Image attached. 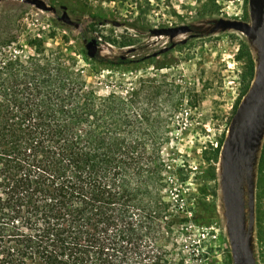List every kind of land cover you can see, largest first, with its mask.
Masks as SVG:
<instances>
[{
  "label": "trees",
  "instance_id": "trees-1",
  "mask_svg": "<svg viewBox=\"0 0 264 264\" xmlns=\"http://www.w3.org/2000/svg\"><path fill=\"white\" fill-rule=\"evenodd\" d=\"M31 44L34 55L0 67V264H184L161 245L189 221L159 195L173 165L158 133L161 87L97 93L66 47ZM83 60L96 75L132 62ZM203 213L191 220L208 225Z\"/></svg>",
  "mask_w": 264,
  "mask_h": 264
},
{
  "label": "rangeland",
  "instance_id": "rangeland-1",
  "mask_svg": "<svg viewBox=\"0 0 264 264\" xmlns=\"http://www.w3.org/2000/svg\"><path fill=\"white\" fill-rule=\"evenodd\" d=\"M42 1L55 12L38 10L23 0L0 1V67L2 61L16 56L34 55L31 43L41 41L45 53L56 45L66 47L78 59L75 67L87 86L97 93L118 91L120 83L131 88L140 80L146 89L160 86L161 118H168L166 127L158 133L170 137L162 147V157L173 165L169 172L162 173L166 185L159 195L162 202L169 203L168 213L177 219H189L174 223L161 245L184 264H232L222 154L232 119L254 81L258 54L240 32L209 31L220 18L250 22L249 0ZM62 5L67 7L72 25L59 20ZM91 14L124 26L95 24ZM166 21L190 25L195 36L187 45L178 43L173 52L154 57L168 39L156 37L149 30ZM186 37L180 35L174 42ZM91 39L100 46L95 58L115 61L123 57L132 62L123 71L96 66L100 71L92 73L94 65L83 60L85 45ZM211 148L219 151L216 159ZM253 173L254 186L262 195L264 130ZM242 202L247 213L245 185ZM207 207L208 225H196L192 216L201 215Z\"/></svg>",
  "mask_w": 264,
  "mask_h": 264
},
{
  "label": "water",
  "instance_id": "water-1",
  "mask_svg": "<svg viewBox=\"0 0 264 264\" xmlns=\"http://www.w3.org/2000/svg\"><path fill=\"white\" fill-rule=\"evenodd\" d=\"M23 2L38 10H53L42 0H23ZM248 4L250 22L220 18L214 21L209 31L210 34L219 30L240 32L254 44L258 54L254 81L232 119L222 154L223 201L226 209L232 264H255L251 249L254 202L253 168L255 152L260 145L264 130V0H249ZM61 9L63 13L59 19L63 24L72 25L73 22L66 12V6H62ZM104 23L114 27L124 26V23L112 20H104ZM188 33H191L189 26L151 30L154 36L163 35L171 39ZM85 50L89 59L95 58L98 54L96 39L89 40L85 45ZM244 185L248 199L247 222L242 202Z\"/></svg>",
  "mask_w": 264,
  "mask_h": 264
},
{
  "label": "flooded vegetation",
  "instance_id": "flooded-vegetation-1",
  "mask_svg": "<svg viewBox=\"0 0 264 264\" xmlns=\"http://www.w3.org/2000/svg\"><path fill=\"white\" fill-rule=\"evenodd\" d=\"M62 6H60V10L62 11L60 17L62 16V13H63V10L61 9ZM52 12H55L54 8H53ZM66 12H67V9H66ZM179 26H189L191 29V33H188L187 37L184 38L182 41H175V42H174V40L177 37L171 39L168 36H163V35L156 36V37H161V38H167L168 41H167V43H165L166 45L164 47H161L159 49V51H158L159 54L154 56V57L167 55V54L174 51V49L176 48L178 43H180L181 45H187L188 42L194 38V37H192V35H194L192 33L193 29L191 28L190 25H185V24L176 25V24L168 23V21H166L164 24L161 23L157 27H155L154 29H171V28H175V27H179ZM151 30L152 29L149 30L150 33H151ZM261 193H262V191H261ZM261 193L259 194L257 186H254L251 249H252L255 264H264V201H263L264 194L261 195ZM245 207L248 208L247 205ZM245 210H246V208L244 209V211ZM247 213L245 212L246 222L248 221Z\"/></svg>",
  "mask_w": 264,
  "mask_h": 264
},
{
  "label": "built area",
  "instance_id": "built-area-1",
  "mask_svg": "<svg viewBox=\"0 0 264 264\" xmlns=\"http://www.w3.org/2000/svg\"><path fill=\"white\" fill-rule=\"evenodd\" d=\"M98 43V42H97ZM100 49V46L98 45V50Z\"/></svg>",
  "mask_w": 264,
  "mask_h": 264
}]
</instances>
